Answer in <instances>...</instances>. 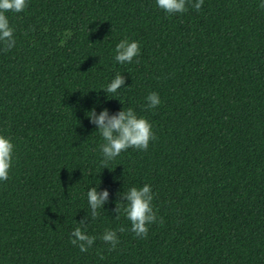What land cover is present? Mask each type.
Wrapping results in <instances>:
<instances>
[{
	"label": "trees",
	"instance_id": "obj_1",
	"mask_svg": "<svg viewBox=\"0 0 264 264\" xmlns=\"http://www.w3.org/2000/svg\"><path fill=\"white\" fill-rule=\"evenodd\" d=\"M194 2L169 15L156 0H28L7 13L16 45L0 44V134L15 150L0 181V264H264L262 0ZM124 39L140 55L121 64ZM117 73L125 85L108 95ZM129 107L157 139L105 168L88 113ZM145 184L157 222L138 238L115 208ZM91 187L109 201L82 226L97 238L85 253L70 241Z\"/></svg>",
	"mask_w": 264,
	"mask_h": 264
},
{
	"label": "clouds",
	"instance_id": "obj_2",
	"mask_svg": "<svg viewBox=\"0 0 264 264\" xmlns=\"http://www.w3.org/2000/svg\"><path fill=\"white\" fill-rule=\"evenodd\" d=\"M190 0H156V5L172 14H183L188 10ZM204 0H195L192 3L197 11L203 6ZM28 6V0H0V44H3L5 52L10 51L16 45L14 28L10 25L7 13H21ZM259 7L264 9V0ZM140 55V44L138 41H130L128 39L121 40L115 48V60L121 64L131 63L134 58ZM139 63V61H136ZM125 85V77L117 73L114 79L103 90L107 94L116 93ZM147 108L154 109L161 103L158 93L150 92L147 97ZM88 117L92 124L96 125L101 134L104 143L99 147L103 154L102 163L116 158L122 152L129 148L147 151L149 143L157 137L152 130V124L142 116H139L131 107L117 112L114 115L109 114V110L105 108L98 115L93 109L88 113ZM15 145L10 138L0 134V181H7L13 164ZM121 199L117 202L115 211L117 216L123 211L127 219L131 222V231L138 238H147L149 225L157 222V212L153 207L154 193L149 184L142 187H131L123 192L118 193ZM87 200L90 208V215L81 220L71 236V244L79 248L81 252H87L96 242V237L88 235L82 230V226H86L88 217L95 220L99 217L100 209L109 201V191H98L97 187H91L87 192ZM126 201V205L121 207V202ZM163 223V219H160ZM126 229L121 227L119 232H124ZM101 240L111 245L110 251L115 250L119 244V239L116 230L106 229Z\"/></svg>",
	"mask_w": 264,
	"mask_h": 264
}]
</instances>
